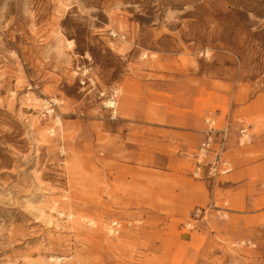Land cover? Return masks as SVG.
<instances>
[{
    "label": "rangeland",
    "instance_id": "1",
    "mask_svg": "<svg viewBox=\"0 0 264 264\" xmlns=\"http://www.w3.org/2000/svg\"><path fill=\"white\" fill-rule=\"evenodd\" d=\"M225 116L234 171L192 178ZM0 264H264V0H0Z\"/></svg>",
    "mask_w": 264,
    "mask_h": 264
},
{
    "label": "built area",
    "instance_id": "2",
    "mask_svg": "<svg viewBox=\"0 0 264 264\" xmlns=\"http://www.w3.org/2000/svg\"><path fill=\"white\" fill-rule=\"evenodd\" d=\"M116 98L117 91L113 89L110 90L103 101L104 107L110 111L112 117H116L117 115ZM206 123L207 129L205 135L192 153L193 168L190 175L197 180L216 183L222 177L231 174L235 169L234 161L229 154L230 121L225 116L220 127L217 126L213 118L206 119ZM236 142L238 146H243L251 142L248 127L244 124L239 126ZM211 208L221 215L225 213V209L220 208L212 200L207 206L196 208L193 213V218L186 223V226L193 228L194 222L199 215L201 213L205 215L206 211ZM106 229L110 234H118L121 229V223L117 220H112L107 224Z\"/></svg>",
    "mask_w": 264,
    "mask_h": 264
},
{
    "label": "crops",
    "instance_id": "3",
    "mask_svg": "<svg viewBox=\"0 0 264 264\" xmlns=\"http://www.w3.org/2000/svg\"><path fill=\"white\" fill-rule=\"evenodd\" d=\"M209 118H213V119H215V121H217V126L218 127H220L221 125H222V123H223V118H222V120H219L220 121V123H218L219 121H218V119H217V117H209ZM206 119H208V118H205V123H206ZM125 122L126 123H128V121L127 120H125ZM129 124H131V121L129 122ZM141 125H143L144 127H145V129L146 130H150L151 132H158V131H162V132H165L166 134H167V136H168V140H171L173 137H174V135H175V133L176 132H180V131H177V130H175V128H174V126H175V123H174V121H173V118H170V117H164L163 118V121H161V123H159L157 120L156 121H150L149 123H144V122H142L141 123ZM206 125H207V123H206ZM231 128V127H230ZM206 129H207V127H206ZM206 129H205V131H206ZM130 132V131H129ZM140 134H143V133H140ZM169 136H171V138H169ZM230 138H231V129H230V133H229V145H230ZM203 139V138H202ZM198 145V144H197ZM197 145H196V147H197ZM196 147L193 149V151L189 154V157H190V170H189V174L191 173V170H192V168H193V159H192V153L194 152V150L196 149ZM229 149H230V146H229ZM230 151V150H229ZM167 154H169V153H167ZM233 161H234V165H235V167H236V163H235V160L234 159H232ZM171 161H172V157H170V156H167V161H166V163L167 164H170L171 163Z\"/></svg>",
    "mask_w": 264,
    "mask_h": 264
}]
</instances>
